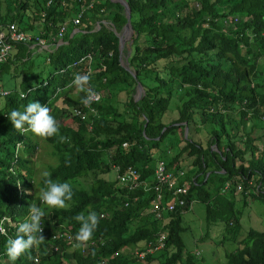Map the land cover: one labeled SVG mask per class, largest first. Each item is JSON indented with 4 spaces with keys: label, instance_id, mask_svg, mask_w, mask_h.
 <instances>
[{
    "label": "trees",
    "instance_id": "trees-1",
    "mask_svg": "<svg viewBox=\"0 0 264 264\" xmlns=\"http://www.w3.org/2000/svg\"><path fill=\"white\" fill-rule=\"evenodd\" d=\"M46 1L0 0L3 30L13 24L48 42H12L0 62V89L7 91L0 95V219L7 232L0 234V264H197L199 255L186 249L183 238L188 227L183 213L193 201L203 205L206 229L223 223L219 241L235 246L224 252L223 264H264V231L248 228L240 234L233 197L237 191L242 204L250 197L264 205V68L257 69L264 66V0H125L130 36L121 58L128 70L119 62L121 4L94 0L78 23H71L74 30L68 26L56 42L50 36L59 24L88 0ZM86 54L90 87L101 99L91 104L96 115L80 120L71 110L82 105L84 93L76 92L72 80L85 74ZM136 82L143 90L138 100ZM30 102L48 106L58 122V135L43 140L56 160L46 171L53 181L69 182L74 194L68 209L46 210L45 242L11 262L8 238H15L32 204L42 206L43 178H35L32 161L41 139L19 134L8 119ZM60 136L67 139L60 142ZM157 160L183 170L189 181L186 205L161 211L158 218L148 211L153 192L127 191L112 172V166L120 171L133 166L150 184ZM89 211L100 217L91 239L97 243L82 251L51 252L52 245L67 244L61 238L48 241L51 232L75 236L80 224L74 217ZM159 233L163 247L151 254L139 258L126 249L154 245ZM200 235L190 242L207 237Z\"/></svg>",
    "mask_w": 264,
    "mask_h": 264
},
{
    "label": "clouds",
    "instance_id": "clouds-1",
    "mask_svg": "<svg viewBox=\"0 0 264 264\" xmlns=\"http://www.w3.org/2000/svg\"><path fill=\"white\" fill-rule=\"evenodd\" d=\"M90 79L88 73H77L72 80V86L76 92L85 94L81 99V103L85 107H89L93 100L98 98L90 87ZM8 119L16 132L24 136L31 133L34 137L47 140L58 135L59 132L58 122L50 115L49 107L42 106L39 102L28 103L23 111L12 110ZM66 139V137L60 136V142H64ZM41 176L44 186L39 189V200L42 206L32 204L28 208L26 218L16 226L15 238L9 237L7 240L6 255L11 262H15L22 254L45 242L42 221L47 216L46 210L68 209L70 207L69 202L74 194L72 185L69 182L53 181L50 178L51 173L48 171L42 172ZM49 213L51 212L49 211ZM74 219L79 222L80 227L75 236L70 238L73 241L72 248H69L67 242L64 246L57 245L61 247V250L70 251L86 247L98 227L100 217L97 212L89 211L87 215L84 213L77 214ZM0 234L7 235L4 221H0ZM47 240L54 241L51 238ZM61 250L59 249L57 252Z\"/></svg>",
    "mask_w": 264,
    "mask_h": 264
},
{
    "label": "built area",
    "instance_id": "built-area-1",
    "mask_svg": "<svg viewBox=\"0 0 264 264\" xmlns=\"http://www.w3.org/2000/svg\"><path fill=\"white\" fill-rule=\"evenodd\" d=\"M94 0H88L86 3H79L78 10L70 20L72 24H77L79 21V18L83 14V12L92 7ZM52 0H47L46 5L50 4ZM8 30L5 31L2 29L0 25V62L4 60L6 56H8L9 52L11 51V48L13 47L12 42L17 41H25L27 43L32 42L35 45L39 46H45L48 42L47 40L40 38L38 36L32 35L30 31L27 32H18L15 30V27L13 24H10L7 26ZM67 29V20H64L61 22L58 26L57 32L55 35L50 36V39L52 41L61 42L62 37ZM32 44V45H33ZM81 60H85V73L89 72V63L91 61V55L86 54L81 58ZM75 64L74 62L72 63ZM7 93L6 90L0 89V95H5ZM97 94V99L93 100L92 103L98 102L101 99V96L99 93L95 92ZM85 95V94H84ZM91 103V104H92ZM82 104V103H81ZM72 115L78 117L80 120H84L88 114L96 115V111L94 106L90 105L89 107H85L83 104L81 106H77L72 108L71 110ZM126 143H122L121 146H125ZM112 172L114 178L120 182L127 191H132L137 188H142L144 191L151 190L153 192V197L151 198V201L148 205V211L156 218L159 217L161 211H167L172 212L175 208H181L186 205L184 196L188 192L189 187V181L183 178L184 171H173L171 169H168L165 166V163L163 160H157L154 163V167L152 170V182L149 184L147 180H144L140 178V174L133 166L126 167L123 171H120L119 166H112ZM248 184L252 185V180L248 182ZM259 187V184L256 186V188ZM237 190H240V186H236ZM260 189L263 190L264 187L260 186ZM165 198H168L165 199ZM128 202L124 201L123 206H127ZM101 216V214H100ZM2 221V218L0 219ZM7 223H10L9 218L5 219ZM71 237H74L73 234L69 233L68 231L65 233H58V232H52L50 235V238L52 240L61 238L63 241L69 243V248H72L71 245L73 241L70 239ZM163 240H164V234L159 233L155 244L152 245L151 242H148L146 245V248L144 249H128V251H131L134 256H137L139 258L144 257L146 254H151L152 252L159 250L163 247ZM97 243V241L90 240L86 247L88 246H94ZM67 248V247H64ZM85 248V247H83ZM83 248H80L82 251ZM51 251L56 253L59 249L61 250V247L54 245L50 247ZM118 251H115L113 255H117ZM34 262L37 261V258L35 257L33 259Z\"/></svg>",
    "mask_w": 264,
    "mask_h": 264
},
{
    "label": "rangeland",
    "instance_id": "rangeland-1",
    "mask_svg": "<svg viewBox=\"0 0 264 264\" xmlns=\"http://www.w3.org/2000/svg\"><path fill=\"white\" fill-rule=\"evenodd\" d=\"M263 68V65L257 66L258 70H262ZM118 96L122 97L121 94H118ZM118 96H116V99ZM56 105H59V103ZM69 121L70 119H66V122ZM170 136V140L175 141V139L178 137V132L175 131ZM262 139L264 142V137H262ZM48 149H50V146L43 140H41L39 142L38 148L36 149L35 156L32 157L33 165L35 168L34 170H36V179L37 175L42 174V172L46 171L47 165H54L56 163L55 157H51ZM80 183L84 188H87V184L85 181L80 180ZM28 192H31V190H28ZM233 197L235 208L240 212L238 217V221L240 224V234L244 235L245 231L248 228H252L257 231H264V205L258 200L251 199L250 197L246 199V204H242L240 195L237 191L234 192ZM203 214V205L197 201H193L189 209L185 213H183L182 220H184V223L188 226L187 232L183 237L185 241L187 240L185 247L186 249H191L199 255L196 262L197 264H223L225 261L223 256L224 252L232 250L235 246L231 242L219 241L221 236L220 231L222 229L223 223H214L207 230L203 222ZM200 233L202 236L206 235L207 237L203 240L197 239L198 241L196 240L197 242L194 243L190 242L191 236L198 237ZM58 239L60 238L54 239V241ZM154 263L155 260H151L149 262V264ZM62 264H72V261L63 260Z\"/></svg>",
    "mask_w": 264,
    "mask_h": 264
},
{
    "label": "water",
    "instance_id": "water-1",
    "mask_svg": "<svg viewBox=\"0 0 264 264\" xmlns=\"http://www.w3.org/2000/svg\"><path fill=\"white\" fill-rule=\"evenodd\" d=\"M111 1L121 4L122 7L124 8L125 23L122 27L121 33L117 35V38H118V52H119L120 65L123 66L126 70H128V68L125 66V63H124L125 61L121 58V50H122L123 44L130 36V12H129L127 2L125 0H111ZM131 74L132 76H134L133 73ZM135 88L136 89H135L134 97H135V100H138L142 96V93H143L142 86L140 85L139 82H136ZM163 129L164 128H162L161 132L163 131ZM186 135H187V128L184 127L183 137L185 138Z\"/></svg>",
    "mask_w": 264,
    "mask_h": 264
},
{
    "label": "crops",
    "instance_id": "crops-1",
    "mask_svg": "<svg viewBox=\"0 0 264 264\" xmlns=\"http://www.w3.org/2000/svg\"><path fill=\"white\" fill-rule=\"evenodd\" d=\"M70 20H71V19H69V20L67 21V24H68V25H67V27H68V26H71V27H72V29L74 30V28H73V26H72V24H71ZM191 203H192V202H191ZM191 203H190V206H191Z\"/></svg>",
    "mask_w": 264,
    "mask_h": 264
}]
</instances>
